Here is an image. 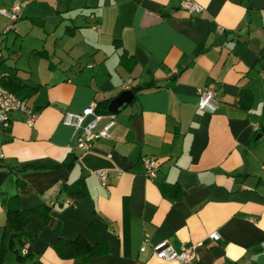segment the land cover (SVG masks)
<instances>
[{
	"label": "crops",
	"instance_id": "0c3cea01",
	"mask_svg": "<svg viewBox=\"0 0 264 264\" xmlns=\"http://www.w3.org/2000/svg\"><path fill=\"white\" fill-rule=\"evenodd\" d=\"M24 2L12 30L23 42L34 26L38 35L9 66L0 53V78L35 88L26 104L36 117L29 126L13 111L0 133V245L16 196L21 210L39 207L19 264H186L157 257L160 241L194 246L189 264H264V0ZM210 81L211 114L197 109ZM124 90L133 97L111 112L110 137L78 148L65 113L108 106ZM144 157L159 162L152 178ZM76 235L91 250L60 255L56 240ZM8 253L3 263L16 264Z\"/></svg>",
	"mask_w": 264,
	"mask_h": 264
},
{
	"label": "built area",
	"instance_id": "2783aa9c",
	"mask_svg": "<svg viewBox=\"0 0 264 264\" xmlns=\"http://www.w3.org/2000/svg\"><path fill=\"white\" fill-rule=\"evenodd\" d=\"M25 2L22 0H13L11 4L7 7L0 8V14L9 20V23L5 26L4 31L14 29V23L18 21L22 15V9ZM183 7L186 8L189 13L200 12L201 7L190 1L185 2ZM94 28H99L98 24H94ZM222 31V28H219ZM219 101L216 97V85L210 81L205 83L198 89V101L197 109L205 111L207 113H215L218 108ZM22 110L26 113V122L29 126L33 125L36 117V111L29 108L25 100H22L13 92H11L7 87L2 85L0 82V133L6 130L10 126V115L13 111ZM92 116V120L85 123L86 118ZM106 119L105 125L96 128L97 123ZM63 123L65 125L71 126L76 132L77 146L83 151H87L91 147V143L98 138H109L108 130L115 123L114 115L111 113H97L94 110V106L90 105L85 108L81 113L67 112L64 115ZM3 157V152L0 147V160ZM144 174L152 178L155 176L158 168L159 162L155 158L144 157ZM263 177H264V166ZM99 176L103 179L104 173L99 172ZM66 202L73 205L74 202L71 199H67ZM212 240H218L220 238L219 234L214 232L210 235ZM147 245V240H144L140 245V250H144ZM152 250L154 254L167 261H181L183 263L189 264L195 259L194 246L182 245L179 249H175L169 245L166 241H160L152 245ZM28 252L27 246L25 245L22 249V254Z\"/></svg>",
	"mask_w": 264,
	"mask_h": 264
},
{
	"label": "trees",
	"instance_id": "16d2710c",
	"mask_svg": "<svg viewBox=\"0 0 264 264\" xmlns=\"http://www.w3.org/2000/svg\"><path fill=\"white\" fill-rule=\"evenodd\" d=\"M11 79L12 81L9 82L5 77H2L0 78V82L22 100L26 101L27 96H29L31 93H34L35 88L31 87L29 89H23L24 85L22 86L16 82L14 77ZM21 90H23L25 94H22ZM243 99H245L244 92L240 94L237 103L245 106L246 102H244ZM107 101L108 100L97 103L94 107L95 112L103 114L108 113ZM5 206L6 214L3 225V237L0 245V264H13L3 263L4 257L8 251H12L14 253L16 264H19L29 256V253L27 252L26 254H22V251L16 247V244L19 243L22 246L24 243V239L22 238L23 227L28 221V215L32 212H37L39 207L31 210H21L17 204L16 196L10 197L6 201ZM55 246L60 255L66 257L91 250V246L82 235H76L71 239H57Z\"/></svg>",
	"mask_w": 264,
	"mask_h": 264
},
{
	"label": "rangeland",
	"instance_id": "374dc122",
	"mask_svg": "<svg viewBox=\"0 0 264 264\" xmlns=\"http://www.w3.org/2000/svg\"><path fill=\"white\" fill-rule=\"evenodd\" d=\"M13 1V0H12ZM22 1H26V0H22ZM42 1H45V0H42ZM48 1V0H46ZM7 0H0V6H3V4H7ZM82 4H83V0H82ZM48 7V5H43V7ZM7 7V6H6ZM25 7V6H24ZM23 7V9H24ZM1 8V7H0ZM81 10V8H80ZM23 12V11H22ZM24 16V15H23ZM79 18H82V16H78ZM25 21V19L22 17L21 19H19L18 21H16L14 24L15 26L17 27V22L19 21ZM79 20V19H78ZM9 23V20L2 16L0 14V53L2 55V59L4 60L5 62V66H9L11 65V59L7 58L8 57V54L10 55L12 50H18L19 47L21 46H24L25 48V45H29L31 42H34L35 40L33 39V37L37 36L38 34L35 33V29L36 27L34 26V31H33V35H32V38H30V36H28L24 42H23V35L22 33L17 35V32H16V27H15V30H11L9 32H5L4 31V28L5 26ZM49 23V22H48ZM47 24V23H46ZM63 27V26H62ZM28 29V28H27ZM21 32V31H20ZM31 41V42H30ZM32 45V44H31ZM10 62V63H9ZM16 247H18L21 251V245L19 243L16 244ZM11 254L14 255V253H8V255L10 256ZM14 257V256H13Z\"/></svg>",
	"mask_w": 264,
	"mask_h": 264
},
{
	"label": "water",
	"instance_id": "95a60500",
	"mask_svg": "<svg viewBox=\"0 0 264 264\" xmlns=\"http://www.w3.org/2000/svg\"><path fill=\"white\" fill-rule=\"evenodd\" d=\"M133 97V92L131 90L122 91L117 97L112 99L107 106V110L111 113L117 112L125 103L130 102ZM92 120V116L86 118L85 123Z\"/></svg>",
	"mask_w": 264,
	"mask_h": 264
}]
</instances>
